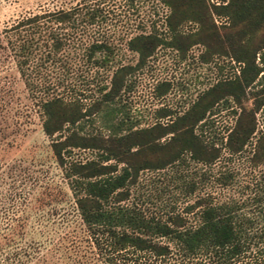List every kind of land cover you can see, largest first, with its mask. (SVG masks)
<instances>
[{"label": "trees", "instance_id": "trees-1", "mask_svg": "<svg viewBox=\"0 0 264 264\" xmlns=\"http://www.w3.org/2000/svg\"><path fill=\"white\" fill-rule=\"evenodd\" d=\"M157 1L165 11L148 19V31L125 40L126 48L136 54L135 62L117 65L108 84L99 83L87 104L54 88L68 73L67 29L104 23L107 13L100 1L33 12L1 28L0 50L13 61L36 105L67 189L53 181L47 169L30 168L19 158L0 160V264H116L138 252L163 256L169 248L158 237L174 239L184 253L208 254L213 264H264V222L254 229V217L240 212L234 201L212 203L196 197L186 207L196 208L190 225L173 209L161 218L126 201L142 170H177L189 161L207 168L221 150L232 155L248 148L249 162L264 159V132H257L256 118L258 113L264 123V0H223L211 6L206 0ZM212 11L225 17V23L217 26ZM186 21L197 28L182 33L178 27ZM155 23H163L166 36ZM186 42H200L205 53L227 55L237 72L201 89L180 112L165 109V121L136 126L120 101L130 87L128 75L144 65L156 46L181 48ZM81 54L86 63L102 66L112 58L113 47L95 37L84 43ZM55 68L65 74L51 79ZM11 95V88L0 82L2 120ZM222 109L233 119L219 134L212 114ZM85 121L89 130H84ZM3 134L0 123V137ZM74 149L93 154L80 159ZM177 174L184 194L196 188L195 180L184 181V175ZM230 176L229 171L221 172L216 179L224 183ZM204 178L206 170L201 168L198 181ZM255 198L258 203L264 200V185ZM258 207L264 214V204Z\"/></svg>", "mask_w": 264, "mask_h": 264}, {"label": "rangeland", "instance_id": "rangeland-1", "mask_svg": "<svg viewBox=\"0 0 264 264\" xmlns=\"http://www.w3.org/2000/svg\"><path fill=\"white\" fill-rule=\"evenodd\" d=\"M97 1H100L99 4L106 11V19L104 23H94L74 30L67 29L68 44L64 53L66 52L68 58V73L64 82L54 88L55 92L64 97H77L84 104L96 96V86L99 83L108 84L110 74L117 65L135 62L136 54L126 48L125 40L135 32L148 31L151 25L148 19L155 17V12L161 15L166 8L157 0H132V4L128 0H0V30L17 18L33 12ZM221 1L223 0H206L210 6ZM211 15L217 26L225 23V17L222 15L213 11ZM155 27L166 36L163 23H155ZM196 28L197 24L190 21L181 23L178 27L182 33L191 32ZM95 37L105 39L113 47L112 58L102 66L86 63L81 54L84 43ZM259 57L257 52L256 60H259ZM62 72L59 68L51 70V79ZM233 72H237V65L233 60L227 55L205 53L200 42H186L181 48L162 43L154 48L144 65L132 70L128 75L126 82L130 83V87L121 93L120 101L123 110L135 121L136 126L165 121L169 117L162 115L165 109L171 114L180 112L201 89L217 78L232 75ZM0 82L12 90L9 109L4 111L7 118L0 119L4 130L0 137V160L7 162L19 158L22 164H27L30 168L47 169L52 180L67 189L49 150L50 136L41 130V116L36 105L23 87L13 61L1 50ZM252 85L254 88L258 86L256 80ZM246 104H250V98L246 100ZM212 117L215 130L219 134H224L225 127L233 119L226 109L212 114ZM256 118L257 132H264V123L258 113ZM83 127L84 130L90 129L88 121H85ZM247 149L232 155L221 150L218 159L207 168L189 161L177 170H174L176 167L173 166L159 170H142L138 173L126 201L136 203L148 215L161 218L166 210L173 209L185 216V225L195 223L196 208L186 211V207L196 197H206L212 203L234 201L240 212L254 217L253 228L258 229L264 222V214L258 212V205L264 204V200L258 203L255 197L260 194L264 185V159L252 164L247 160ZM73 153L80 159L93 154L89 149H74ZM201 168L206 170L207 178L198 181ZM226 171L231 173L229 179L224 183L216 179L221 172ZM177 173L184 175V181L195 180L196 188L184 194L182 179L176 176ZM157 240L168 245L167 254L154 256L136 252L137 254L133 253L128 261L119 258L116 264H213V257L208 254L184 253L174 239L158 237Z\"/></svg>", "mask_w": 264, "mask_h": 264}]
</instances>
